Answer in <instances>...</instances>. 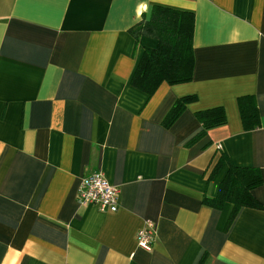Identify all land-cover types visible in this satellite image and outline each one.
<instances>
[{"label":"crops","instance_id":"0c3cea01","mask_svg":"<svg viewBox=\"0 0 264 264\" xmlns=\"http://www.w3.org/2000/svg\"><path fill=\"white\" fill-rule=\"evenodd\" d=\"M153 6L192 13L190 82L151 97L131 86L157 41L129 30ZM195 96L177 121L174 102ZM254 97L245 131L237 100ZM227 123L201 131L199 111ZM224 152L264 180V0H0V264H264L262 209L203 204L227 173ZM104 174L118 210L82 206V178ZM150 221V251L137 232Z\"/></svg>","mask_w":264,"mask_h":264},{"label":"trees","instance_id":"16d2710c","mask_svg":"<svg viewBox=\"0 0 264 264\" xmlns=\"http://www.w3.org/2000/svg\"><path fill=\"white\" fill-rule=\"evenodd\" d=\"M194 29L195 17L189 12L153 6L148 16L143 15L141 21L134 25L129 33L135 43H138L141 37H148L156 40L157 46L154 49L144 50L131 78V86L151 97L163 83L173 86L190 82L195 65ZM195 100V96L177 99L163 118L161 125L169 129L187 105ZM237 105L244 130L250 131L259 127V112L254 97H240ZM195 118L201 126V131L187 143V146L201 140L210 130L227 123L225 111L221 107L199 111L195 114ZM224 165L228 170L218 186L216 195L212 198L205 197L203 204L217 210H221L225 204H230L232 211L229 224L231 225L240 209H262V205L255 199L252 191L264 180L257 169L232 166L224 152L221 153L209 180H213Z\"/></svg>","mask_w":264,"mask_h":264},{"label":"built area","instance_id":"2783aa9c","mask_svg":"<svg viewBox=\"0 0 264 264\" xmlns=\"http://www.w3.org/2000/svg\"><path fill=\"white\" fill-rule=\"evenodd\" d=\"M120 190L109 183L99 171L85 175L77 191V201L82 206H94L101 212L115 213L118 210ZM153 223L147 221L136 234L139 248L150 251L154 241Z\"/></svg>","mask_w":264,"mask_h":264}]
</instances>
